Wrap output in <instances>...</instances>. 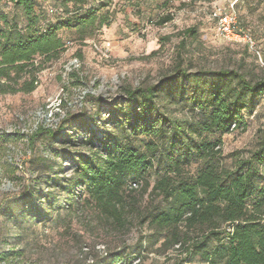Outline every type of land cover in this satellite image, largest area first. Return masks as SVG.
<instances>
[{"label":"rangeland","instance_id":"obj_1","mask_svg":"<svg viewBox=\"0 0 264 264\" xmlns=\"http://www.w3.org/2000/svg\"><path fill=\"white\" fill-rule=\"evenodd\" d=\"M37 22L70 19L57 35L64 43L57 57L44 60L36 73L35 89L29 93H0V165L4 159L16 167L12 178L0 169V264H202L197 256L175 249L163 251L160 240L150 243L152 230L143 223L145 210L161 205L160 197L141 186L128 199L130 214L125 228L101 219L96 208L85 203V194L66 205L65 195L49 184L48 176H71L67 152H88L49 138L44 132L35 140V161L29 154V137L38 127L55 130L75 141L84 140L85 125L97 133L111 129L112 111L124 102V89H145L168 80L179 70L209 74L220 69L237 70L247 79L264 78V0H34ZM57 9L48 14L46 8ZM211 10H232L238 26L247 28L254 42L250 49L242 40L217 34ZM85 12L94 22L76 23ZM0 14L24 29L20 7L0 2ZM170 15L162 25L157 21ZM194 28L193 35L183 31ZM41 58L37 57L36 61ZM155 102L172 116H184L175 104L162 97ZM246 129L221 137V162L230 168L256 147L264 130V96L244 111ZM84 125V126H83ZM87 136V135H86ZM139 142L140 137H138ZM40 158L52 166L43 168ZM190 167L189 174L193 173ZM56 172V173H54ZM155 180L151 173L150 184ZM49 184V185H48ZM26 200L40 208L52 202L43 221H21L19 207ZM69 202V201H68ZM20 219V220H19ZM160 239V238H159ZM115 254L123 261L114 263Z\"/></svg>","mask_w":264,"mask_h":264},{"label":"trees","instance_id":"obj_2","mask_svg":"<svg viewBox=\"0 0 264 264\" xmlns=\"http://www.w3.org/2000/svg\"><path fill=\"white\" fill-rule=\"evenodd\" d=\"M2 1L20 7L27 23L21 29L0 14V93H29L35 89L41 63L63 50L57 32L71 20L48 7L61 15L54 23L40 24L33 14L34 0ZM171 19L163 16L157 24ZM93 22L92 12H85L76 23ZM183 34L193 35L194 28ZM37 57L41 59L36 61ZM124 96L123 106L112 111L110 119L120 134L111 129L97 133L85 125V139L75 141L72 134L61 132V125L55 130L38 127L29 137V154L34 157L28 162L37 164L34 144L42 132L72 146L76 142L88 145V152L64 155L72 163L71 176L47 177L67 197L66 205L85 194V203L96 208L101 219L123 229L131 213V194L138 186L143 192L150 188L149 195L162 201L145 210L143 223L152 230L150 243L160 240L163 251L185 252L202 264H264V130L247 157L235 159L230 168L221 162V137L246 129L244 111L264 96V78L250 80L232 69L209 74L179 70L144 90L126 88ZM156 97L179 106L184 116L160 109ZM40 160L43 168L53 169L46 158ZM191 166L194 170L189 174ZM0 169L12 178L17 167L4 159ZM151 173L155 175L152 184ZM46 203L47 208H40L26 200L15 218L43 221L52 205ZM8 255L2 253L0 260ZM123 259L115 254L112 261Z\"/></svg>","mask_w":264,"mask_h":264},{"label":"built area","instance_id":"obj_3","mask_svg":"<svg viewBox=\"0 0 264 264\" xmlns=\"http://www.w3.org/2000/svg\"><path fill=\"white\" fill-rule=\"evenodd\" d=\"M48 13L53 14L55 11L48 8ZM210 17L214 21L217 34L227 40H242L250 48L254 49L249 30L238 26V22L232 10H212Z\"/></svg>","mask_w":264,"mask_h":264}]
</instances>
